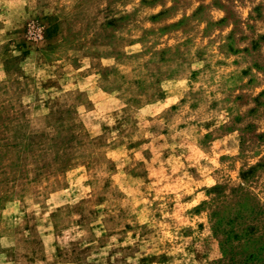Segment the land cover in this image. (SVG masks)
<instances>
[{
    "label": "rangeland",
    "instance_id": "obj_1",
    "mask_svg": "<svg viewBox=\"0 0 264 264\" xmlns=\"http://www.w3.org/2000/svg\"><path fill=\"white\" fill-rule=\"evenodd\" d=\"M0 264H264V0H0Z\"/></svg>",
    "mask_w": 264,
    "mask_h": 264
}]
</instances>
